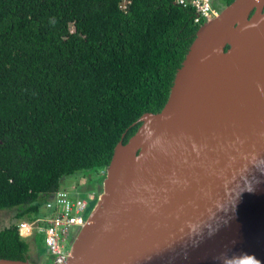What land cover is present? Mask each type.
Returning <instances> with one entry per match:
<instances>
[{"label":"water","instance_id":"1","mask_svg":"<svg viewBox=\"0 0 264 264\" xmlns=\"http://www.w3.org/2000/svg\"><path fill=\"white\" fill-rule=\"evenodd\" d=\"M136 124L63 264H264V0L201 24Z\"/></svg>","mask_w":264,"mask_h":264},{"label":"trees","instance_id":"2","mask_svg":"<svg viewBox=\"0 0 264 264\" xmlns=\"http://www.w3.org/2000/svg\"><path fill=\"white\" fill-rule=\"evenodd\" d=\"M194 17L174 0H0V259L29 260L19 224L65 178L101 192L114 147L166 103Z\"/></svg>","mask_w":264,"mask_h":264},{"label":"built area","instance_id":"3","mask_svg":"<svg viewBox=\"0 0 264 264\" xmlns=\"http://www.w3.org/2000/svg\"><path fill=\"white\" fill-rule=\"evenodd\" d=\"M182 8H191L194 11V23L200 24L213 16L217 11L213 8V0H174ZM129 5L124 1L120 9L125 11ZM93 193L85 197H74L67 189L56 192L44 206L46 215L34 223H20L19 235L23 239L44 234V244L51 259V264H63L69 256V240L77 234L84 224V214L90 202L96 200Z\"/></svg>","mask_w":264,"mask_h":264},{"label":"rangeland","instance_id":"4","mask_svg":"<svg viewBox=\"0 0 264 264\" xmlns=\"http://www.w3.org/2000/svg\"><path fill=\"white\" fill-rule=\"evenodd\" d=\"M214 9L219 13V11L221 9H223V4L221 3L220 0H213V4ZM217 13V14H218ZM91 176V175H90ZM87 182V177H67L65 178L62 183H61V188H65L67 189V191H69L71 193L72 196L73 192L78 186H85ZM96 190L99 191L98 187L96 186ZM80 191H84L80 190ZM91 192L93 194H95V196L97 197L100 193L99 192ZM90 194V193H89ZM75 197V196H74ZM84 197V196H82ZM96 200L93 202H90L88 204V207L86 209V212L84 214V218L86 220V218L89 216V214L91 213V211L93 210L94 206H95ZM15 210L13 211H0V229H2L3 227L8 226L11 222H12V217L14 215ZM27 239L26 242L29 244V260L31 263L33 264H51V259L47 253V249L46 246L44 244V234L43 232L37 234L35 236L32 235L31 237H26ZM70 243H71V239L68 242V247L70 248ZM39 252V254H38ZM38 255V258H37Z\"/></svg>","mask_w":264,"mask_h":264},{"label":"bare ground","instance_id":"5","mask_svg":"<svg viewBox=\"0 0 264 264\" xmlns=\"http://www.w3.org/2000/svg\"><path fill=\"white\" fill-rule=\"evenodd\" d=\"M194 12V11H193ZM214 18V16L213 17H211L210 19H213ZM210 19H208V20H210Z\"/></svg>","mask_w":264,"mask_h":264},{"label":"crops","instance_id":"6","mask_svg":"<svg viewBox=\"0 0 264 264\" xmlns=\"http://www.w3.org/2000/svg\"><path fill=\"white\" fill-rule=\"evenodd\" d=\"M37 258H38V255H37Z\"/></svg>","mask_w":264,"mask_h":264}]
</instances>
